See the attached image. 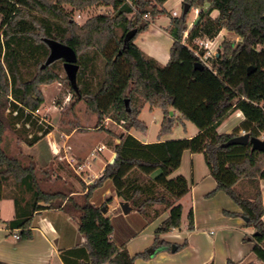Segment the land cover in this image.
<instances>
[{"label": "trees", "instance_id": "trees-1", "mask_svg": "<svg viewBox=\"0 0 264 264\" xmlns=\"http://www.w3.org/2000/svg\"><path fill=\"white\" fill-rule=\"evenodd\" d=\"M168 1L0 0V196L13 199L15 204L14 219L3 221L0 216V223L10 234L17 230L21 239H32L35 214L63 207L78 217L79 232L87 240V258L80 264H134L136 259H149L147 252L132 256L114 242L112 219L101 209L115 197L108 196L100 207L93 202L98 191L111 187L120 201L131 202L149 221L168 213L155 231L154 249L157 253L171 252L172 243L163 237L181 227L180 202L190 193L184 176H171L180 168L184 152L190 151L203 154L217 182L210 196L223 191L240 208L241 213L226 214L247 219L246 227L254 229V234L244 240L254 243L253 252L264 262V152L253 150L250 143L230 144L241 130L250 138L261 139L264 134V0H184L183 5L188 4L190 10L172 19L167 29L173 39L170 60L162 65L135 41L155 18L167 13L164 5ZM66 6L72 11H66ZM95 6L109 7L112 13L92 17L81 26L74 21L72 12ZM192 10L200 11L199 20L189 29L187 18ZM215 12L218 15L213 18ZM132 30H137V35L126 45L125 36ZM224 30L241 42L224 40L221 51L211 59V67L196 69V41H214ZM52 41L76 52L79 71L75 81L68 76L62 79L56 70L58 61L47 64ZM100 59L103 72L94 85ZM249 68L254 72L248 74ZM62 81L68 83L78 101H86L100 122L109 115L115 123H123L121 133L107 131L120 140L114 145L116 161L107 164L94 184H83L85 193L76 196H70L76 191L43 190L33 161L25 166L3 148L8 130L29 147L53 131L50 126L39 129L42 135H31L45 104L41 88ZM146 105L164 114L159 140L147 144L131 134L132 130L148 131L140 119ZM171 111L178 116H172ZM236 111L243 113V122L232 134H219V126ZM176 120L191 122L198 134L162 141L172 134ZM11 178L21 192L31 193L30 200L23 194L4 195L5 183ZM146 178L151 180L147 186L143 184ZM155 206L164 207V212L151 214ZM188 221V230H195L192 210ZM182 247L177 245L179 250Z\"/></svg>", "mask_w": 264, "mask_h": 264}, {"label": "crops", "instance_id": "crops-1", "mask_svg": "<svg viewBox=\"0 0 264 264\" xmlns=\"http://www.w3.org/2000/svg\"><path fill=\"white\" fill-rule=\"evenodd\" d=\"M183 4L184 0H169L166 2L164 7L167 13L155 18L149 29L140 34L135 41V44L146 55L154 58L162 65H166L169 62L170 51L173 46V39L167 32V29L170 27L172 19L174 18L173 12L178 14L175 9L180 7L183 8ZM192 11H194V13L198 12V10ZM179 16L180 14H178V17ZM193 22L194 19L189 25V29L193 26ZM150 110L154 109L150 107ZM160 112L164 116L163 111L161 110ZM172 112L174 113L172 116H178L177 112ZM242 121L241 112H236L219 126L218 133L232 134ZM183 124L186 129V124ZM115 128L117 127L113 125L110 130L115 133ZM131 134L146 144L154 143L159 140L158 138L157 141H153L148 138L149 127L146 133L132 130ZM197 134L198 129H193L192 134L186 136V138H192ZM74 137L75 133L66 135L67 140H71V138ZM54 139L60 149V153L64 152L68 160H74L78 166L82 167L81 173H84V176L81 177V180L87 187L94 184L96 180L103 175L107 164H109L115 155L114 148L108 144L110 155L105 159L103 167L100 170H95L92 163L89 162V157L94 154L95 149H89L85 141L72 142V139L71 144L68 145L67 142H65L62 145L57 141L55 135ZM167 140H173V138L166 136L162 141ZM99 147H104L102 152L105 151L104 145H98V148ZM63 174V172H60V176L63 179L60 183L69 187L66 190L63 189L58 191H67V193L76 191L71 193L70 196L82 195L85 193L83 189H80L81 184H79V182L67 179ZM176 176H184L190 185V193L187 194L180 203L183 206L184 215V201L191 196L190 198L192 199L194 208H189L190 211L192 210L194 213L195 230L190 232L186 231V248L182 250L177 248L175 253L171 251L160 252L154 257L150 255V258L147 260L139 258L135 260L134 264H228L230 261L239 264H264L253 252L254 243L245 242L244 240L246 236L254 234V230L251 231L252 228L246 227V222L242 217L229 216L226 214V212L241 213L240 208L223 191H218L213 196H210V194L217 189V182L210 174L203 154L185 151L180 168L176 170L171 177ZM71 183L74 186H71ZM261 188L264 202V181L261 182ZM97 195L98 192L95 194L93 202L99 207L105 202L106 197L108 198L110 195L115 197L114 201L108 204L109 211L106 214L112 221L115 217L122 214L119 207L120 200L115 196V192L111 187L101 192V196L104 199L98 200ZM43 205L46 206L45 204ZM0 216L3 221H10L14 219L15 211L12 216L4 217L2 210H0ZM34 218L35 224L32 228L33 237L30 240L15 239L14 235L19 232L15 230L10 234L6 226L0 223V263L80 264L86 260L87 252L85 251V244L87 240L79 232V219L76 215L69 214L63 210V207H60L39 211L35 214ZM184 226L188 229V224ZM213 229H217L215 234ZM180 232L183 233L182 229ZM208 233L211 236H216L212 239ZM184 236L185 235H180L173 231L165 235L163 239L166 241H178L179 243L177 245L182 246L180 241L184 239ZM123 246L125 247V245ZM129 252L132 254L131 251ZM142 252L143 250H137L135 255ZM189 253H191L192 256H189ZM132 256H134V254Z\"/></svg>", "mask_w": 264, "mask_h": 264}, {"label": "rangeland", "instance_id": "rangeland-1", "mask_svg": "<svg viewBox=\"0 0 264 264\" xmlns=\"http://www.w3.org/2000/svg\"><path fill=\"white\" fill-rule=\"evenodd\" d=\"M65 10L68 12L72 11V9L68 6L65 7ZM175 10H177L180 16L182 15V7ZM199 12L200 11L194 13V11H192L188 15L187 20L189 25L191 24L193 19V25L197 23V21L199 20ZM111 13L112 9L109 7L95 6L86 11L72 12V17L74 21H76V23L81 26L84 25L92 17L98 15H109ZM217 15L218 13L215 12L212 14V17L215 18L217 17ZM79 16L81 17L79 18ZM118 34L120 36L121 31H118ZM224 40L238 43L241 42V39L237 35L224 30L215 39V47H218V49H216V54L221 51L220 45ZM191 46L194 47L193 45ZM258 49L261 50V47H258ZM56 70L61 75L62 79H65L67 75L63 67V61L57 62ZM95 72V77L93 78L94 85L99 82L101 74L103 72V62L101 61V59L97 60L96 62ZM132 87L133 86H131V88ZM43 90L42 92L45 97V104L43 105L41 112H39L37 125L31 131V135H35L38 133L39 135H42V132H38L39 129L43 128L45 130L47 129V127L51 126L53 127V131L51 133L55 135L57 141L62 145L65 142H67L68 145L71 144L72 139V142L85 141L88 144L89 149H95L94 154L90 155L89 157V162L92 163L95 170H100L105 163V159L110 155L108 143H110V146L112 148H114L115 144L119 143L118 140H115L113 136L108 135L107 131L110 130V128L114 125L115 127H117L115 128V133L119 134L123 131V123H115L109 117V115H107L100 122L98 115L88 106L86 101H78L77 97L74 96V94L71 92V89L67 82L62 81L43 86ZM160 111L161 110L157 108H155L154 110H150V106L146 105L140 115V119L144 121L149 127L148 138L153 141L158 140L159 130L161 128V123L163 120V115ZM241 115L244 120L245 117L242 112ZM183 122L186 124V129ZM183 122L176 120L172 134L168 135L169 138L184 139L186 138V136L192 134L193 129L197 130L196 126L191 122ZM242 131L244 130H241L239 132V135ZM72 133H75V137L71 138V140H67L66 135ZM98 145H104L105 151L99 152ZM3 148L9 154V156L19 158L25 166H28L31 163V160L33 161L36 166L37 180L43 190L47 192H56L58 190L68 189L69 186L66 187L62 183H60V181L63 180L60 176V172H63V175L67 179H72L73 181L79 182V184H81L80 189H83L82 185L84 183L82 182L81 177L84 176V173L78 174L73 169V167L70 166L67 160H60L61 156H65L64 152H61L58 155L54 154L48 136L43 137L42 140L36 145L29 147L26 145V143L20 141L14 132L8 130L4 136ZM75 168L77 169V166H75ZM156 174H159V171ZM143 184L147 186L151 184V180L149 178H146L143 181ZM72 185L73 184L71 183V186ZM19 188L20 187L15 182V180L11 178L5 183L3 189L4 195L20 196L23 194L22 196L26 200H30L31 193L23 191L22 193ZM190 197L191 196L186 198V200L184 201L185 212L183 215L181 227L174 230L177 234L185 235L184 239L180 241L181 245L183 246L180 250L186 248L187 246H184V243L187 239L186 231L189 230L184 225L189 224V207L194 208V205H192V199ZM97 199H104L101 196L100 191H98ZM102 205L103 203L101 204V206ZM0 210H2L4 217L12 216L15 211V204L13 199H8L5 197L2 198L0 200ZM155 211L164 212V207L155 206L150 209L151 214H153ZM166 217L167 213H162L160 217L154 219L153 221H149L147 217L140 212L131 213L129 215H124L122 213L120 216L115 217L112 221L114 226L113 240L118 246L125 245V248L128 251L132 252L131 255L134 254V256H136L135 254L137 250H143V252H147L152 257H154L156 256V254H158L154 249L155 231L160 226L161 222L166 219ZM181 229L183 233L180 232ZM213 230L215 234L217 232V229ZM252 230L254 229H251V231ZM208 235L210 234L208 233ZM215 236L216 235H210L212 239ZM168 242L172 243V248L173 246H177V244L179 243L178 241L173 240H168ZM189 256H192V254L189 253Z\"/></svg>", "mask_w": 264, "mask_h": 264}, {"label": "water", "instance_id": "water-1", "mask_svg": "<svg viewBox=\"0 0 264 264\" xmlns=\"http://www.w3.org/2000/svg\"><path fill=\"white\" fill-rule=\"evenodd\" d=\"M190 10V7L188 4H185L183 6V13L187 14ZM137 35V30H132L130 32H128L125 36L124 42L127 45L135 36ZM57 61H63V67L64 70L66 72V75L68 76L70 81H75L76 79V75L79 71V65H78V57L76 52L69 46L64 45L60 42L57 41H52L50 43V56L48 58L47 64H52L54 62ZM196 69H203L204 65L201 64L200 62H197L195 64ZM252 72H254L253 68H249L248 70V74H251ZM126 104H129V101H126ZM174 113L171 111V115H173ZM49 137V141H50V145L51 148L54 152V154H58L60 152L59 147L57 146L55 139H54V135L52 133H50L48 135ZM118 142L120 143V140H118ZM250 143L253 147V150L256 151H260V152H264V140L261 139H256V138H250V136L248 134L246 135H240L234 139H232L230 141V144L232 145H237V144H248ZM117 159V154L115 153V155L113 156V158L111 159V161L109 162L110 165L114 164V162ZM0 200H1V196H0ZM105 201H107V197L105 198ZM119 207L121 212L124 215H129L131 213H135L137 212L136 208L133 206V204L131 202H127V201H120L119 202ZM102 213L104 215H106L109 211V206L108 204L105 205L104 207H102ZM110 218V217H109ZM243 220L245 222H247V219L243 218ZM177 251V247L173 246L172 248V252L175 253Z\"/></svg>", "mask_w": 264, "mask_h": 264}, {"label": "built area", "instance_id": "built-area-1", "mask_svg": "<svg viewBox=\"0 0 264 264\" xmlns=\"http://www.w3.org/2000/svg\"><path fill=\"white\" fill-rule=\"evenodd\" d=\"M81 16H79L80 18ZM173 17H178V14L176 12H173ZM145 19H148V16L146 15L145 16ZM188 36V33H186L185 37ZM196 44H197V49L194 50V53L195 55L198 57L199 59V62L201 64H203L204 66L206 67H211V59L216 55V49H218V47H215V40L214 41H196ZM214 46V47H213ZM215 49V51H214ZM204 52H203V51ZM246 131H242L240 135H246ZM261 140H264V134L262 135L261 137ZM104 149V147H99L98 148V151L101 152L102 150ZM60 154V152L58 153ZM57 154V155H58ZM60 160L61 161H64V160H67V162L70 164L71 167H73V169L78 173V174H82L81 173V170H82V167L81 166H78L74 160H68L67 157H63L61 156L60 157ZM75 166H77V169L75 168ZM82 176V175H81ZM15 239L17 240H20L21 237H20V234L19 233H16L14 235Z\"/></svg>", "mask_w": 264, "mask_h": 264}, {"label": "bare ground", "instance_id": "bare-ground-1", "mask_svg": "<svg viewBox=\"0 0 264 264\" xmlns=\"http://www.w3.org/2000/svg\"><path fill=\"white\" fill-rule=\"evenodd\" d=\"M214 46H215V45H214ZM214 46H213V47H214Z\"/></svg>", "mask_w": 264, "mask_h": 264}]
</instances>
